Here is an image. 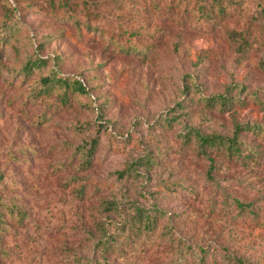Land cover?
Masks as SVG:
<instances>
[{
	"label": "rangeland",
	"instance_id": "1",
	"mask_svg": "<svg viewBox=\"0 0 264 264\" xmlns=\"http://www.w3.org/2000/svg\"><path fill=\"white\" fill-rule=\"evenodd\" d=\"M243 123L264 128V0H0V264H264L263 132L210 160L192 131Z\"/></svg>",
	"mask_w": 264,
	"mask_h": 264
},
{
	"label": "trees",
	"instance_id": "2",
	"mask_svg": "<svg viewBox=\"0 0 264 264\" xmlns=\"http://www.w3.org/2000/svg\"><path fill=\"white\" fill-rule=\"evenodd\" d=\"M135 51L136 48L135 46L132 47ZM43 65V60L42 59H27L26 62L22 65L21 69L25 72L30 71L34 66H42ZM68 76L61 75L55 78V76H43L40 78V81L42 85H47L50 84L51 87H61L63 88V94L65 96L63 97L64 99L68 98V93L70 92H77L80 94L87 93L88 89L86 85L82 82L81 78L75 76L72 79V82H68ZM220 105V108H225V105L227 104V99L226 97L220 96L219 99L217 96H207L204 99V104L208 107H212L215 103ZM99 119H102L101 116L98 115ZM170 122V120H168ZM194 135L197 137L199 141V150L208 156L210 160L211 158L209 154V149L214 148L216 152H223V149L227 151L228 154L230 153H237L240 152V135L242 132H247V131H257V132H263L264 134V128L262 126H258L257 124L254 125H249L248 123H243V124H237L235 125L233 132L231 136H222L217 133H209V134H204L200 132L199 130H192ZM99 131H96L95 135L91 137L89 140L83 142V156H84V161L86 164H88L91 161V158L95 152L96 146L99 141ZM3 179V175L0 174V181ZM5 207V206H4ZM6 208V207H5ZM137 211L142 215H144L145 220H144V227L152 228L151 223H152V218L148 213L140 212L139 209ZM3 217L4 213L2 210H0V243H1V231L3 229ZM100 232H97V234H93V242L94 245L97 249H99V256L103 258V261L108 262L106 260V256L108 251L111 249V244L116 241L115 239V233L114 232H107L104 223L102 222L100 224ZM96 233V232H95ZM0 257H1V247H0ZM1 259V258H0ZM90 263H92V260H89ZM1 263V261H0ZM241 264H243L241 262Z\"/></svg>",
	"mask_w": 264,
	"mask_h": 264
}]
</instances>
